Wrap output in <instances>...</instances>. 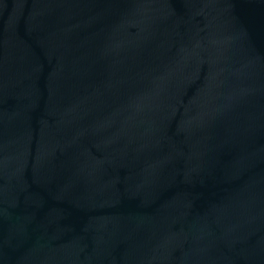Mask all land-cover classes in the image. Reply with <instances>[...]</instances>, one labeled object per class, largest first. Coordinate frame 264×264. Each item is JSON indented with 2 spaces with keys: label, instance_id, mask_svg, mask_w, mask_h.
I'll list each match as a JSON object with an SVG mask.
<instances>
[{
  "label": "water",
  "instance_id": "95a60500",
  "mask_svg": "<svg viewBox=\"0 0 264 264\" xmlns=\"http://www.w3.org/2000/svg\"><path fill=\"white\" fill-rule=\"evenodd\" d=\"M0 264H264V0H0Z\"/></svg>",
  "mask_w": 264,
  "mask_h": 264
}]
</instances>
